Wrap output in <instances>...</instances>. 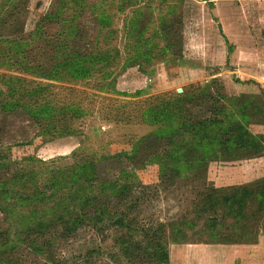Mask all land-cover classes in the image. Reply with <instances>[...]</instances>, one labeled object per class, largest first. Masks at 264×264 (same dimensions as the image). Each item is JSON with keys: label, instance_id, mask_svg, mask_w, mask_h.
I'll return each instance as SVG.
<instances>
[{"label": "rangeland", "instance_id": "374dc122", "mask_svg": "<svg viewBox=\"0 0 264 264\" xmlns=\"http://www.w3.org/2000/svg\"><path fill=\"white\" fill-rule=\"evenodd\" d=\"M124 1L24 0L0 26V240L9 239L6 252L22 264H153L142 251L122 255L118 238L140 242L143 224L195 221L206 186L222 190L264 179L262 152L210 161L203 180L186 170L161 178L159 171L169 168L149 161L166 149L167 130L216 116L220 105L232 107L243 95L263 102L248 92L255 85L236 81L228 47L252 44L264 58V0H133L131 8ZM51 12L53 19L46 17ZM72 14L78 26L66 36ZM100 15L109 26L99 25ZM161 23L166 33L153 39L150 59L133 57L130 47L152 42ZM114 51L119 58L111 63L106 57ZM192 71L206 77L188 76ZM42 110L78 118L63 131ZM250 127L264 134L261 125ZM83 163L93 165L92 182L77 180ZM107 181L130 187L127 201L136 206L129 215L138 225L121 228L107 219L97 230L85 219L69 233L57 219L34 228L81 212L80 196L117 204L102 185ZM26 198L36 202L20 201ZM16 203L9 214L6 207ZM29 209L35 213L26 229L21 216ZM207 217L185 227L183 236H167L166 227L164 264H264V218H250L238 238L232 218L213 235L204 229ZM178 237L184 241L173 243Z\"/></svg>", "mask_w": 264, "mask_h": 264}, {"label": "trees", "instance_id": "16d2710c", "mask_svg": "<svg viewBox=\"0 0 264 264\" xmlns=\"http://www.w3.org/2000/svg\"><path fill=\"white\" fill-rule=\"evenodd\" d=\"M24 0H0V26L3 25L9 18L13 17L18 11L19 2ZM70 2H78V0H69ZM61 2H66V0H61ZM131 8L135 6L133 0H125ZM63 6L61 7V9ZM46 17H51L52 19L56 17L53 12L46 14ZM70 23V28L65 30L68 35H74L76 32L75 28L78 23L75 18V14H72L68 19ZM99 25L109 26V18L105 15H100L98 17ZM158 32H155L153 38L149 44L141 45L138 43L137 47L131 48L130 45L127 47L133 51V57L150 59V56L156 50V43H154V38L161 36L166 33L165 27L162 26ZM64 32V33H65ZM58 38H61V32L58 33ZM171 45H168V49ZM231 47H228L229 53L231 52ZM119 51H114L111 56L107 55V59L114 63L119 58ZM146 61V60H145ZM236 81H239L236 79ZM263 98V102L256 100L254 97L249 100L251 96H241V102L234 100L232 107H225L223 105L219 106V115L203 119H198L192 121L188 126H182L181 128H175L172 131H166L167 136V147L161 154H155L150 158V162H159L161 165H166L170 171L160 170L158 176L163 177H175L179 176L181 170H186L193 173L199 179L206 172V167L210 161L214 160H224L233 161L240 160L251 156L252 158L259 155V153H264V135L258 134L256 130H253L250 125H263L264 126V93L262 91L258 92ZM8 108V107H7ZM35 112V109H32ZM44 113L45 111H40ZM47 112V111H46ZM45 116L51 118V127L66 131L72 124L75 118H78L75 114H57L53 113L48 115L44 113ZM170 130V129H169ZM156 164V163H155ZM92 164L83 163L78 166V170L74 173L80 175L77 180L80 181L81 177L86 179V182L93 181L94 179V169ZM164 169V167L162 168ZM203 180V179H202ZM102 185L107 186L109 194L111 197L117 198L118 203L114 204L110 201H104L102 205L95 203L94 199L90 197L83 198L82 200L81 212L75 214L73 217L67 218V216L58 215L56 218H51L49 220L37 221L34 228L39 231L47 229L50 225L54 226L57 219H60L58 223H62V229L66 232L72 233L80 226L85 219L89 220L95 229L103 225L104 222L109 219L115 226L127 227L131 229L134 225H138L137 221L130 217V213L133 208H135L134 201H127L128 195L130 193V187L127 185H119L116 182H103ZM87 187V185H85ZM88 188V187H87ZM102 189H104L102 187ZM3 195L8 194V191L3 190ZM25 200L29 202H36L34 198L20 199V201ZM38 200V199H37ZM38 202V201H37ZM126 202L122 205L121 209H118L119 204ZM20 203H16L13 207L7 206L6 210L10 214H15L17 206ZM114 204V205H113ZM87 207H91L92 212L87 211ZM115 209V212H112ZM119 210V211H118ZM35 212L33 209H29L28 215H22L21 221L23 227L29 228L31 223V216ZM205 214L208 215L206 218V225L204 229L210 234L216 233L219 223L223 222V229L228 227L226 222L227 218H232L233 223L231 227L236 226L238 228V238L241 237L242 229L247 228L250 218L257 220L258 218H264V179L250 183L248 186L232 187L228 189L219 190L214 186H206L204 191L199 193V201L197 203L194 220H199ZM103 217H106L103 220ZM195 221H191L182 218L178 222L171 223H161L159 222L156 228L151 227V225L143 224L139 231L143 234V241H134L130 235L121 236L116 241L120 244L122 249V255L125 257L134 256L131 252L142 251L146 258L152 261L153 264H164L168 261V253L165 246L162 243V238L165 235L166 227L169 229V234L176 236H183V230L185 227H194ZM226 223V224H225ZM28 225V226H27ZM98 230V229H97ZM264 233V227L262 229ZM1 235V234H0ZM214 235V234H213ZM174 238V237H172ZM181 237L173 239V243H179ZM184 239V237H183ZM6 241V242H5ZM9 242L8 238L0 240V264H22L19 259L12 258L6 252V244ZM144 244V247L142 246ZM40 247V246H38ZM41 247L43 249L49 248L46 242L42 243ZM12 248V247H11ZM40 250V249H39Z\"/></svg>", "mask_w": 264, "mask_h": 264}, {"label": "crops", "instance_id": "0c3cea01", "mask_svg": "<svg viewBox=\"0 0 264 264\" xmlns=\"http://www.w3.org/2000/svg\"><path fill=\"white\" fill-rule=\"evenodd\" d=\"M229 46L233 47V52L230 53L228 59L230 60V66L234 68L235 73L233 74L235 78L243 83L244 81H248L249 84L251 83L256 86V89L248 92L258 93L262 91L264 93V58L262 56L261 59L258 49H255L256 47L252 46V44L249 47H237L230 44ZM197 73L196 71H192L188 76L197 75ZM198 75L202 77L201 79L206 77V74H202V71ZM257 127L259 128L260 126ZM261 127L264 128L263 125Z\"/></svg>", "mask_w": 264, "mask_h": 264}, {"label": "water", "instance_id": "95a60500", "mask_svg": "<svg viewBox=\"0 0 264 264\" xmlns=\"http://www.w3.org/2000/svg\"><path fill=\"white\" fill-rule=\"evenodd\" d=\"M177 91L180 93L181 92V89H178Z\"/></svg>", "mask_w": 264, "mask_h": 264}]
</instances>
